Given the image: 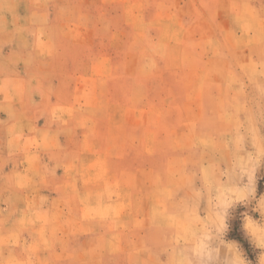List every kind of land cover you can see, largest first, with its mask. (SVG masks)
<instances>
[{
    "label": "rangeland",
    "instance_id": "rangeland-1",
    "mask_svg": "<svg viewBox=\"0 0 264 264\" xmlns=\"http://www.w3.org/2000/svg\"><path fill=\"white\" fill-rule=\"evenodd\" d=\"M0 264H264V0H0Z\"/></svg>",
    "mask_w": 264,
    "mask_h": 264
}]
</instances>
